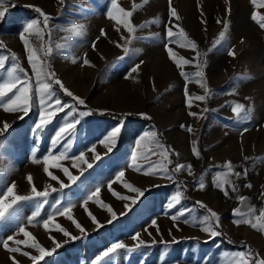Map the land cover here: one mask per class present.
I'll return each instance as SVG.
<instances>
[{"label": "rangeland", "instance_id": "374dc122", "mask_svg": "<svg viewBox=\"0 0 264 264\" xmlns=\"http://www.w3.org/2000/svg\"><path fill=\"white\" fill-rule=\"evenodd\" d=\"M116 2L118 8L113 15L120 22L108 16L112 0H0L6 9L0 20V59L4 60L0 83L18 65L27 72L35 90L36 77L19 36L23 26L35 19L38 24L25 33V39L33 49L37 68L54 72L64 87L85 101L78 111L92 113L80 118L67 158L47 165L57 177L52 180L44 171L43 157L51 151V137L64 124L65 114L58 113L42 133H37L33 127L39 119L38 99L34 97L36 102L23 119L22 113L5 112L0 107V199L10 204L12 197L4 194L13 186L14 195L21 196H32V187L49 191V203L31 224L27 219L35 210V200L19 201L6 209L0 219V241L9 236L26 240L19 233L23 226L36 243L52 252L40 264H97L95 257L113 243L136 247L138 240L132 237L137 234L139 240L157 243L134 252L118 249L100 264H161L162 259L165 264H234L237 253L249 250L253 253L246 257L250 264H254L257 254L264 259V231L234 222H257L264 211V29L251 18L253 13L264 16V6H257L264 0H257V4L252 0ZM170 5L178 19L170 17ZM35 8L49 18L46 28L44 17ZM118 9L130 12L131 16L124 17ZM125 19L133 25V33L124 27ZM225 23L226 38L213 47ZM81 25L84 35L77 36L74 29L79 30ZM168 28L175 33L182 28L195 49L169 43ZM127 40L131 43L125 52ZM168 47L172 48L174 59L170 58ZM49 48L51 52L46 56L45 50ZM229 50L235 55H228ZM174 60L181 61L180 67ZM183 60L191 63L184 64ZM134 67L136 72L131 71ZM197 71L204 72L200 83L196 82ZM181 72L189 77L187 85ZM16 74L23 78L22 72ZM201 83L208 89L207 99H193L192 106L187 107L185 87L194 98L205 95ZM53 91L64 103H75L59 85L53 84ZM11 96L10 93L4 102ZM235 103L245 106L239 118L231 111ZM245 115L250 119H245ZM5 122L9 125L7 131ZM116 126H123L122 133L113 151L108 152L100 140ZM150 131L156 132L160 144L169 150V171L183 164L191 166V173L185 168L174 173L172 180L145 174L149 162L161 158L151 153L155 145L147 140L142 141L139 150L136 148L135 141ZM194 148L199 151L198 158ZM61 151L63 146H58L54 154ZM134 151L138 156L148 153L147 160H137L141 171L130 167ZM82 152L87 163L75 160ZM97 155L99 160L95 159ZM229 163L231 170L226 167ZM63 168L76 180H69ZM121 171L124 175L117 180ZM218 172L232 181L224 184L228 196L216 187L221 179ZM200 182L205 184L202 190ZM61 183L67 187L61 189ZM249 184L251 187L246 186ZM125 185L139 189L144 196ZM97 187L98 195L85 203ZM52 188L57 191L52 192ZM177 192L181 194L180 202L169 209ZM56 200L61 202V209L74 205L69 213L72 219L56 214L46 230L43 220L54 211L52 205ZM200 203L206 207L202 208ZM208 209L219 216L213 226L218 225L216 230L221 235L215 239L203 232L199 223L209 214ZM237 210L240 214L234 215ZM180 212L184 216L173 221L172 215ZM73 221L85 231L81 232ZM56 225L78 239L66 237ZM161 241L167 242V247ZM57 242L62 246L56 248ZM9 246L16 245L9 241ZM20 247L30 255H38L35 249ZM11 257L19 264H33L29 257L10 253L0 244V264H13Z\"/></svg>", "mask_w": 264, "mask_h": 264}, {"label": "snow or ice", "instance_id": "6c2138e0", "mask_svg": "<svg viewBox=\"0 0 264 264\" xmlns=\"http://www.w3.org/2000/svg\"><path fill=\"white\" fill-rule=\"evenodd\" d=\"M253 4H257V0H252ZM12 6H15L14 4ZM259 6H264V3L257 5ZM117 2L116 0H112V6L108 11V16L110 19L116 20L117 22H120L119 17L113 15V10H117ZM36 12L40 13L41 16L44 17L43 24L44 27L46 28L48 26V17L39 9L35 8L34 9ZM124 17H129L131 16L130 12H126L123 9H118ZM6 15V9L3 8L2 3H0V20H3V18ZM170 17H177L176 10L174 8H171L170 5ZM254 21H256L262 29H264V16H259L256 13H253L251 17ZM158 23V21H154ZM219 23V21H218ZM38 24L37 20H32L31 22L27 23L26 26H23L22 31L19 33L21 41H23L25 49L27 51V58L28 62L32 68L33 73L35 74L36 80H35V90L33 91L32 87V82L30 77L28 76L27 72L24 71L23 68H20L18 65L16 68H13L11 71L8 72V79L4 83H0V107L3 108L5 112L9 113H22L23 115L20 117L23 119V116H26L31 108L34 106L36 100H34V97L38 99V104H39V119L38 122L34 124L33 131L37 133H42L48 125H50L53 122L54 117L58 113H64L65 114V122L62 126L58 128V130L55 131L54 135L51 137L50 140V146H51V151L49 152L48 155H45L43 157L45 167L44 171L47 173L52 180H57V177L52 175L51 172H49V168L47 165L50 164V162H55L59 160H63L67 158L69 149L72 147V135L74 134V129L76 128L77 125L81 123L80 118L81 117H87L89 115H92L90 111H78V106H83L85 104V101L79 97H75L71 91H69L62 82L56 78L55 73L50 71V70H45V68H37V63L35 61V54L33 52V49L29 45V41L25 39V33L30 32ZM124 27L127 29L129 33H133L135 31L133 25L125 19L123 21ZM228 29V24H224V30L219 33L218 39L214 41L213 47L221 44L223 40L226 38V32ZM75 35L77 36H83L84 31H83V25L80 26L79 30H75ZM179 37L180 39H174L175 37ZM166 37L168 39L169 43H179L181 46H189L192 49H195L191 46V42L189 39H187L184 30L181 28L178 33L173 32L172 28H168L166 30ZM134 38V37H133ZM131 40H127L124 51L128 52L129 49L127 47V44H130ZM60 45H57V48H59ZM167 51L169 53L170 58L174 59V53L171 47L167 48ZM51 52V49H46L45 50V55L47 56ZM228 55L234 56L235 53L232 50H229ZM13 60H16L15 55L12 56ZM174 62L177 64L178 67L181 65V61L179 60H174ZM84 63L87 64L88 61L84 60ZM184 64L191 63L188 60H183ZM50 67V66H49ZM200 65H197V68H199ZM4 68V60L0 59V69ZM17 71L22 72L23 78L21 76L17 75ZM132 72H136L137 68L134 67L131 69ZM181 75L185 78V82L187 85L188 82V75L184 72H181ZM196 77V82L200 83L204 79V72L203 71H197L195 73ZM53 84L59 85L60 89L63 91L64 95L71 97L75 103L74 104H66L64 103L59 97H56L55 92L53 91ZM201 87H204L205 89V95H200L196 97H191L188 94L187 91V86L185 87V97H186V106L191 107L192 106V101L193 99L198 100V101H205L208 97V89L206 85L201 83ZM12 94L11 98L7 99L6 102L5 98L9 96V94ZM204 111H208V109H204ZM231 111L236 115L237 118L241 116L242 112H245V106L240 103H235L234 105L231 106ZM192 116H196V113H190ZM147 118V117H145ZM245 119H250V116L245 115ZM122 127L123 126H116L112 128L110 131H108L104 137L100 140V143L104 144V146L107 148L108 152H112L114 147L116 146L118 139L122 133ZM9 128V125L7 122L4 123V130L7 131ZM191 131V129H188ZM148 141L151 144L155 145L154 149H151L152 154H158L161 158L155 162H149L147 170L145 174L149 175H159L163 176L169 180L173 179V174L174 173H179L185 168L191 173V166H186L183 164H177L175 168L172 171H169L168 165L172 163V161L169 159V150L165 149V146L160 144L159 140L157 139V133L154 131L150 132H144L136 141L135 145L136 148L139 150L141 148V143L142 141ZM58 146H63V151L59 152L58 155H55V149ZM90 151L95 152L94 148H90ZM195 155L197 158L199 157V151H197L195 148L193 149ZM143 158L145 160L148 159V153H140L138 156V152L134 151L131 155V164L130 167H133L137 171H141L142 167L141 165L137 164L138 158ZM96 160L100 159V156L97 155L95 156ZM75 160L80 161L81 163H87L85 159V154L82 152L78 156L75 157ZM59 166V165H56ZM74 166H76L74 164ZM88 167L91 168L92 165L88 164ZM226 167L231 170L232 165L231 163L227 164ZM155 169V170H154ZM62 171L66 176H68L69 180L75 181L76 177L70 175L69 171L67 168H63ZM236 177L240 176L239 172L234 173ZM246 174V173H245ZM124 173L123 171L119 172L117 174V180H119L121 177H123ZM217 177L221 178L218 183H216V187L221 189L224 192L225 196H228V192L224 190V184H232V181L226 179V174L223 172H218ZM28 181L31 184L32 178L31 176L28 177ZM129 189H132L131 185H125ZM247 187H251V185H246ZM64 187H67V185H64L61 183V189ZM205 184L203 182L199 183V189H204ZM13 187L7 188V192L4 194L5 197L11 196L12 197V202L10 204L5 203L4 199H0V219H3L5 216V211L6 209H10L13 207V205L17 204L19 201H24V200H35L36 201V207L35 210L31 213V215L28 217L27 222L29 224L33 223L34 221L37 220L38 217L41 216L42 209L46 204L49 203L48 197H49V191L48 189H45L44 191H38L35 187H32V196H21V195H14L13 193ZM133 191H136L139 196H144V193L141 192L139 189H132ZM52 192H56L57 189L52 188ZM233 191H236L235 186L233 185ZM99 193V188L97 187L94 192H91L88 197L85 200V203L87 200L93 199L94 196L98 195ZM180 192H177L174 197H172V201L169 203L168 207L169 209L173 208L174 203H179L180 202ZM121 199H124L125 197H120ZM243 199V198H241ZM60 201L56 200L55 203L52 205V208L54 211L50 213L47 217V219L43 220V226L47 230L48 225L50 222H52L54 215L60 214V215H65L69 219H72V217L69 215L71 208L74 205L69 204L67 207H63L62 209L59 207L60 206ZM199 203V202H198ZM200 206L206 207L202 203H200ZM109 212H111V209H108ZM208 215L204 217L203 220L199 221L203 227L201 230L207 234L210 235L211 238L215 239L217 236L221 235L219 231L216 230V227L213 226V222L219 221V216L217 215L216 212L212 211L211 209H208ZM239 210H237L234 215H239ZM184 216V212H180L178 215H172L171 219L173 221H176L180 219L181 217ZM113 218H115V214L113 213ZM257 222H252L248 219H245L243 221L241 220H236L234 221L235 223L239 224L241 222L245 224H250L253 229H258L260 231H264V211L260 213V216L256 218ZM94 222L95 219L93 218ZM73 223L76 225V227L81 231L84 232L85 230L75 221ZM152 223L155 225V221L153 220ZM185 223H189V221L185 220ZM193 226H196L195 223H193ZM56 228L58 231L62 232L63 235L66 237H70L72 240L78 239V237L72 236L70 233L65 231L62 227L59 225H56ZM19 233H22L24 237H26V240H19V239H14V237L9 236L7 240L0 241V244L3 245L4 249L9 251L10 253H20L23 256L29 257L33 264H40L41 261L45 259V257L51 256L52 252L49 250H46L44 247L40 246L38 243L35 242L34 237H32L31 233L26 231V229L21 226L19 227ZM134 241L138 240V243L136 247L134 248H128L125 244L123 243H113L110 247L107 248L106 251L101 252L99 255L95 257V260L97 264H100V262L106 258L110 257V254L116 253L118 249H124L125 251L129 252H134L139 248H148L151 246H154L157 241L153 240L151 244L146 243L144 240H139V234L134 235L132 237ZM9 241H13L15 243V247H10L9 246ZM31 241V243H29ZM161 243L165 244V247H167V242L161 241ZM173 243H176V241H173ZM21 245H25L29 248L35 249L38 252V255H30L26 251L21 250ZM56 248L61 247L62 245L60 243H56ZM253 256V253L249 250L248 252H241L236 254V259L234 261V264H250L249 260L246 259V257H251ZM13 260V264H19L18 261L15 260V257H11ZM161 264H165V260H161ZM178 264V262H177ZM254 264H264V259L257 258L254 260Z\"/></svg>", "mask_w": 264, "mask_h": 264}, {"label": "trees", "instance_id": "16d2710c", "mask_svg": "<svg viewBox=\"0 0 264 264\" xmlns=\"http://www.w3.org/2000/svg\"><path fill=\"white\" fill-rule=\"evenodd\" d=\"M119 117V116H118ZM231 246H233V245H231ZM64 248V247H63Z\"/></svg>", "mask_w": 264, "mask_h": 264}]
</instances>
